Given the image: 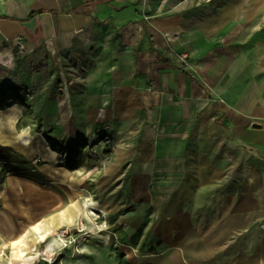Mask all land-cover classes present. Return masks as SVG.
Returning a JSON list of instances; mask_svg holds the SVG:
<instances>
[{"label": "crops", "instance_id": "1", "mask_svg": "<svg viewBox=\"0 0 264 264\" xmlns=\"http://www.w3.org/2000/svg\"><path fill=\"white\" fill-rule=\"evenodd\" d=\"M182 6L0 0V76L17 45L28 53L39 44L40 108L57 119L60 109H81L85 125L109 127L114 161L104 178H115L128 205L104 207L132 229L149 219L152 232L175 238L136 264H264V0H232L209 15H183ZM52 71L59 80L49 95ZM13 104L22 106L4 110ZM40 186L23 231L1 218V241L44 234L47 219L57 226L80 210ZM195 234L200 252L188 242Z\"/></svg>", "mask_w": 264, "mask_h": 264}, {"label": "rangeland", "instance_id": "2", "mask_svg": "<svg viewBox=\"0 0 264 264\" xmlns=\"http://www.w3.org/2000/svg\"><path fill=\"white\" fill-rule=\"evenodd\" d=\"M230 1L175 0V3L183 4L180 9L183 15L199 11L209 15ZM42 49L36 44L27 53L17 45L14 67L0 76V111L16 101L22 104L23 110L12 109L11 127H0V139L12 145L5 151L11 154L9 162L0 161V173L10 169L0 181V221L10 214V224H20L23 231L25 216L29 215V209H26L30 208V194L44 192L40 184L45 183L64 194L67 206L78 202L81 208L72 218L68 212L62 217L65 222L60 225L56 226L50 219L42 223V229L53 232L63 242L61 249L54 245L52 251L45 252L44 239L36 241L34 232H28L16 246L11 240L0 239V264H10L11 260L21 264L18 259L20 251L23 252L21 258H32L28 264H81L82 261L86 264H136V256L141 258L149 252L166 250L175 238L163 232H152V220H145L141 229H132L131 225L119 221L104 207L107 201L127 203L128 200L123 191L114 189L118 184L115 178L110 182L104 178L107 167L114 161V141L109 135V127L85 125L80 119L81 109H60L61 117L57 119L55 109L40 108L35 98L40 96V89L45 85L40 75ZM55 73H48L49 95L56 93L59 79ZM73 114L79 118L76 119L75 132L71 123ZM21 129L25 132L32 130L31 143L24 150L18 147L22 143L16 140ZM29 180L36 183L31 184ZM56 183L61 188H56ZM48 215L52 218L51 214ZM177 239L182 241L183 236ZM188 242L197 252L203 247V240L197 234Z\"/></svg>", "mask_w": 264, "mask_h": 264}, {"label": "clouds", "instance_id": "3", "mask_svg": "<svg viewBox=\"0 0 264 264\" xmlns=\"http://www.w3.org/2000/svg\"><path fill=\"white\" fill-rule=\"evenodd\" d=\"M12 64L14 65V59L12 61ZM2 67H4L5 69H10V64L9 62H5ZM12 109H17V110H21L22 111V106L18 105V104H13L9 109L4 110V111H0V127L3 128H10L11 125L9 124V119H10V114H11V110ZM31 129H28V131H24V130H19L17 132V137L16 140L19 143H22L24 146H28L31 143ZM0 146L3 147H9L12 146L11 144L5 143L4 140L0 139Z\"/></svg>", "mask_w": 264, "mask_h": 264}, {"label": "bare ground", "instance_id": "4", "mask_svg": "<svg viewBox=\"0 0 264 264\" xmlns=\"http://www.w3.org/2000/svg\"><path fill=\"white\" fill-rule=\"evenodd\" d=\"M0 71H2V69H0ZM21 150L26 149L25 146L22 144L20 146H18ZM29 154V152H27ZM30 155V154H29ZM10 229V227L8 228ZM23 239V238H22ZM38 239H44V243H45V252H50L53 249L54 245H57L60 249L62 248V246L64 245L62 241H60V239L53 234V232H46L44 234H41V232L37 231L36 232V237L35 240L37 241ZM12 244L13 245H18L21 243V238L17 237L16 239L12 240ZM28 246V245H27ZM23 255V252L20 251V256L18 257L19 261L21 262V264H28V260L32 259L31 257L29 259L26 258H21ZM10 264H15L14 260H11ZM81 264H86L84 261L81 262Z\"/></svg>", "mask_w": 264, "mask_h": 264}, {"label": "trees", "instance_id": "5", "mask_svg": "<svg viewBox=\"0 0 264 264\" xmlns=\"http://www.w3.org/2000/svg\"><path fill=\"white\" fill-rule=\"evenodd\" d=\"M7 147L0 146V160L1 162H9L8 158L11 157V154H7L6 151ZM25 161V160H24ZM27 162V161H26ZM10 169L6 170L5 172L0 173V181L2 182V179L5 177V173L9 172ZM1 182H0V189H1Z\"/></svg>", "mask_w": 264, "mask_h": 264}]
</instances>
